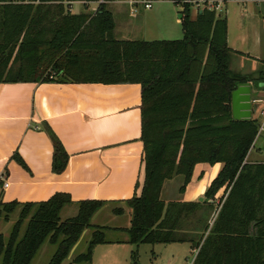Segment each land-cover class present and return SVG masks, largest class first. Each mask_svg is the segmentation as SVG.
<instances>
[{"label": "trees", "instance_id": "trees-1", "mask_svg": "<svg viewBox=\"0 0 264 264\" xmlns=\"http://www.w3.org/2000/svg\"><path fill=\"white\" fill-rule=\"evenodd\" d=\"M75 1L0 0V82L139 83L143 178L138 193L112 202L131 210L130 225L118 229L135 248L187 242L195 253L191 264H264V162L246 159L259 120L231 115V91L238 83L264 87V3L263 55L255 72L244 75L229 66L234 50L227 44V20L213 10L191 17L185 4L180 39L118 40L106 5L114 0L92 13L70 12ZM80 1L86 8L97 0ZM51 139L53 169L61 172L67 154L56 136ZM216 162L222 167L202 201L160 198L165 180L181 175L182 193L196 164ZM68 203L69 195L61 192L40 202H0L5 220L18 211L8 239L0 235V264H30L44 242L56 245L48 264H63L87 228L92 232L85 252L66 264H91L93 247L111 242L105 238L109 227L91 222L106 202L79 201L77 214L61 220ZM113 213L122 214L123 206ZM130 258L136 263L134 250Z\"/></svg>", "mask_w": 264, "mask_h": 264}, {"label": "crops", "instance_id": "crops-1", "mask_svg": "<svg viewBox=\"0 0 264 264\" xmlns=\"http://www.w3.org/2000/svg\"><path fill=\"white\" fill-rule=\"evenodd\" d=\"M74 3V6L83 5L80 0ZM106 5L113 16L115 39L175 40L183 35L180 18L171 14L166 18L160 5L154 10L152 7L139 10L143 13L136 21L132 13L136 8L131 7L128 0H114ZM75 9L80 12L81 6ZM260 45L263 47L261 34L256 30L254 49L258 50ZM260 57L251 55L254 65L234 72L252 75L259 67ZM250 84L251 99L264 101V87ZM140 105L139 83L0 82V202H40L55 193H66L71 203L64 205L59 213V216L64 213L65 218L61 220H65L77 214L79 201L103 200L106 202L103 209L138 193L143 178ZM262 105L264 103L251 104V115L260 121L258 134L248 152L251 163L264 162V120L259 116ZM51 135L57 137L67 154L61 172L53 169ZM198 164L202 166L201 172L211 166ZM221 166L220 162L212 165L213 176ZM205 188L204 181H195L188 187L185 199L175 200L196 201L203 197ZM222 194L217 193L215 197ZM121 204L122 214L129 216L130 225L131 210ZM102 213L101 210L95 219ZM9 218L4 221L11 220ZM128 226H108L111 242L93 247V252L120 251L105 255L104 264H133L129 254L133 245L128 242L127 233L118 229ZM117 244L121 247L111 249Z\"/></svg>", "mask_w": 264, "mask_h": 264}, {"label": "rangeland", "instance_id": "rangeland-1", "mask_svg": "<svg viewBox=\"0 0 264 264\" xmlns=\"http://www.w3.org/2000/svg\"><path fill=\"white\" fill-rule=\"evenodd\" d=\"M151 1H152V10L156 9L158 5H160L161 8L165 10L164 12L166 18H167V14L173 15L175 16V18H177L178 15L180 14L179 11L181 10V5L179 3H175L172 0H155V1L151 0ZM74 4L75 3L71 5V9H70L72 13L78 12V10L75 9V7L77 8L80 6H81V11L86 10L89 13H92L91 8L95 6V3H88L87 4L88 7L83 9L82 8L83 5L81 3L75 6ZM121 5L125 8L128 7L127 4H121ZM134 6L136 8V11L134 12L132 10V13L135 14V18H133V21H136L137 18L139 19L141 18L143 12L141 13L139 12V10L141 9H143L144 11L149 10L147 8H143V4L141 3H138ZM260 6L261 4L251 3V2L237 3L234 1H229L225 4L222 11L216 12L217 15L223 16L227 20V44L231 49L234 50L231 53L230 62H229L230 68L233 71H241L242 68H251V66L254 65V62L251 61V55H258L261 56L260 59L262 58L263 47L260 45L258 47V50L254 49L255 31L256 30L260 31L261 39L263 33V19L262 16L260 15V9H261ZM167 9L170 10L168 11ZM197 11L198 10L196 9V7H190V16L195 17ZM181 37L179 36L178 38L175 37L172 38L180 39ZM157 38H162V37H157ZM238 63H240L241 65L239 66ZM249 152H251V148ZM250 155L249 153L247 155L248 162L251 161ZM200 167H202L201 164L195 165L192 173L191 183L189 182L186 185V189L182 193L178 191V188L182 182L181 175H174L172 178L165 180L163 182L162 189L160 192V198L165 202L175 199L180 200L181 198L185 199L188 195V191H187L188 187L192 186V184L195 181L196 182L204 181L207 188L221 169L220 168L217 171V173L213 176V173H211L213 171V169L211 168L212 165L206 168L204 172H201ZM223 191L224 188H220L217 191L218 195ZM121 205L122 204H111L105 206L102 209L103 213L101 214V216L97 217L91 222L97 224L98 226L99 224H105L108 226H125V225L128 226L129 225L128 215L126 214L118 215L112 212L113 208ZM17 215L18 214L14 215V213L10 215L12 221L11 220L4 221L3 216L0 217V235H2V238L4 240L8 239L12 227L11 225L17 219ZM60 217L61 219H64L65 218L64 213L60 214ZM26 221L27 219H25L24 222L22 223L21 229H23ZM91 232H92L91 228L84 230V232L81 234V238L79 239L77 246L75 247L73 252L67 257V259L63 262V264H66L68 261H71L77 255L85 252L88 241L90 239ZM105 235L108 240L112 236V233H108L106 231ZM115 242L119 243L118 240H115ZM55 247H56L55 244L44 242L37 251L36 255L31 260L30 264H48L50 258L52 257L55 251ZM119 247L121 246L117 244V245H113V248L111 249L115 250ZM132 250L136 252V261H135L136 263L133 264H190L195 255V253L191 251V248L188 245V243H177V242L139 244L137 248H135V246H132L131 251ZM118 253H120L119 250L113 252H111V250L108 251L96 250V252L92 251L91 264H104L103 260H105V255H113Z\"/></svg>", "mask_w": 264, "mask_h": 264}, {"label": "built area", "instance_id": "built-area-1", "mask_svg": "<svg viewBox=\"0 0 264 264\" xmlns=\"http://www.w3.org/2000/svg\"><path fill=\"white\" fill-rule=\"evenodd\" d=\"M11 1H13V2H30L31 0H11ZM229 1H234L237 3H246V2L257 3V4L264 3V0H182V1L177 2V3H179L181 5V9L183 8V6L185 4H188V5H190V7H196L197 10L206 8L208 10L220 12L223 10L225 4ZM103 2H104V0H97V1L88 2V3H95V6L91 8L92 12H95L98 5L100 3H103ZM128 2L133 7H135L134 5H136V3L143 4V7L147 8V9L152 7V1L151 0H128ZM69 3H70L69 4V10H70L71 4L74 2H69ZM252 102L258 103V104L264 103V101L261 98H254V99H252ZM259 116L264 120V105H262L259 109ZM4 186H7V183H4Z\"/></svg>", "mask_w": 264, "mask_h": 264}, {"label": "water", "instance_id": "water-1", "mask_svg": "<svg viewBox=\"0 0 264 264\" xmlns=\"http://www.w3.org/2000/svg\"><path fill=\"white\" fill-rule=\"evenodd\" d=\"M178 17L181 18V14H179ZM251 104H252V99H251L250 82L238 83L236 88L231 91L232 118L235 120L249 119L251 117ZM202 200L203 197H199L198 201H202ZM101 210L102 208L98 209L92 216V219H95V217L99 214ZM79 239L70 249L69 255L73 252V250L77 246Z\"/></svg>", "mask_w": 264, "mask_h": 264}]
</instances>
